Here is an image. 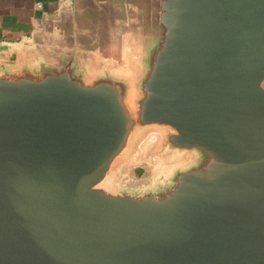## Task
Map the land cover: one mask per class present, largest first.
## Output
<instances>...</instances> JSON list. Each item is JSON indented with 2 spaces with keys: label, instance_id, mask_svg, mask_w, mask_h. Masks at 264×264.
<instances>
[{
  "label": "water",
  "instance_id": "obj_1",
  "mask_svg": "<svg viewBox=\"0 0 264 264\" xmlns=\"http://www.w3.org/2000/svg\"><path fill=\"white\" fill-rule=\"evenodd\" d=\"M107 4L0 50V264H264V0Z\"/></svg>",
  "mask_w": 264,
  "mask_h": 264
},
{
  "label": "crops",
  "instance_id": "obj_2",
  "mask_svg": "<svg viewBox=\"0 0 264 264\" xmlns=\"http://www.w3.org/2000/svg\"><path fill=\"white\" fill-rule=\"evenodd\" d=\"M108 0H0V50L33 47L42 34L52 33L73 17L108 30ZM72 18V19H73Z\"/></svg>",
  "mask_w": 264,
  "mask_h": 264
},
{
  "label": "rangeland",
  "instance_id": "obj_3",
  "mask_svg": "<svg viewBox=\"0 0 264 264\" xmlns=\"http://www.w3.org/2000/svg\"><path fill=\"white\" fill-rule=\"evenodd\" d=\"M166 131L152 128L145 132L135 152L127 162L120 167L121 182L130 186L147 184L156 170L166 168V163L171 162L178 155L161 153Z\"/></svg>",
  "mask_w": 264,
  "mask_h": 264
}]
</instances>
